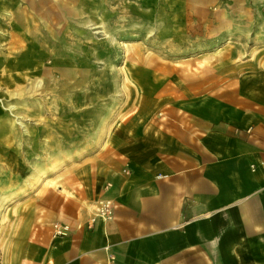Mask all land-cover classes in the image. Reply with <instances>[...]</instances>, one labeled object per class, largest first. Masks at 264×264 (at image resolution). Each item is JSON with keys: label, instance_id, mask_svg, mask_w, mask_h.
<instances>
[{"label": "crops", "instance_id": "0c3cea01", "mask_svg": "<svg viewBox=\"0 0 264 264\" xmlns=\"http://www.w3.org/2000/svg\"><path fill=\"white\" fill-rule=\"evenodd\" d=\"M190 1L198 0L184 2ZM64 6L0 0V50L13 44L14 68L48 60ZM208 13L215 28L229 21ZM60 49L51 56L56 64ZM6 61L0 51V71ZM39 71L47 76V68ZM215 72L214 80L184 91L183 100L166 103L167 116L148 117L138 108L126 118L117 143L104 148L97 181L80 195L68 191L62 204L58 199V213L47 208L51 193L34 198L45 209L39 215L24 204L22 217L0 226V264H264V65ZM12 124L0 117V126ZM11 138L0 128V141ZM10 146L9 160L16 154ZM6 169L0 188L15 190V167ZM100 199L112 204L111 217L88 228ZM56 217L68 227L62 234L51 226Z\"/></svg>", "mask_w": 264, "mask_h": 264}, {"label": "rangeland", "instance_id": "374dc122", "mask_svg": "<svg viewBox=\"0 0 264 264\" xmlns=\"http://www.w3.org/2000/svg\"><path fill=\"white\" fill-rule=\"evenodd\" d=\"M89 1L59 0L65 4L63 27L57 44L55 35L49 38L44 64L14 68L13 44L5 45L8 52L0 50L7 60L0 71V104L14 106L0 107V117L13 123L0 128L14 139L0 141V180L9 165L17 181L15 190L0 188V226L22 217L24 204L26 212L43 213L34 198L50 193L47 208L54 215L68 191L80 195L96 182L104 148L117 143L126 118L140 110L167 116L166 103L183 100L184 91L201 80H214L215 69L264 65V0ZM208 12L229 21L215 28ZM60 47L63 60L56 64L51 56L61 54ZM40 67L47 76H40ZM8 142L22 151L15 150L11 160L4 155ZM24 180L31 186L23 188ZM50 223L58 224L57 217Z\"/></svg>", "mask_w": 264, "mask_h": 264}, {"label": "built area", "instance_id": "2783aa9c", "mask_svg": "<svg viewBox=\"0 0 264 264\" xmlns=\"http://www.w3.org/2000/svg\"><path fill=\"white\" fill-rule=\"evenodd\" d=\"M112 208H113V206L109 201L104 200V199L98 200L97 205L95 206V209H94V214L87 221L88 228H91L93 226V224L96 222V220H98V219L110 218L111 214H112ZM67 229H68L67 226L60 225V224H56L53 227V230L59 234H62Z\"/></svg>", "mask_w": 264, "mask_h": 264}, {"label": "bare ground", "instance_id": "6f19581e", "mask_svg": "<svg viewBox=\"0 0 264 264\" xmlns=\"http://www.w3.org/2000/svg\"><path fill=\"white\" fill-rule=\"evenodd\" d=\"M125 44V43H124ZM124 46H126V45H124ZM33 87H35L36 89L38 88H40L41 87V81H36L34 84H33ZM0 101H1V98H0ZM14 106L13 105H9V106H7V107H4V108H6V109H11V108H13ZM16 123H17V121H16ZM17 124H19V125H23V123L21 122V121H19ZM55 183V179L53 180V181H51V182H49V183H47V184H54Z\"/></svg>", "mask_w": 264, "mask_h": 264}]
</instances>
